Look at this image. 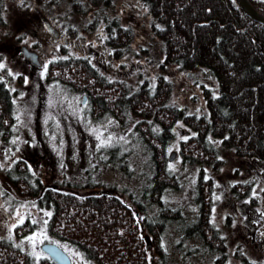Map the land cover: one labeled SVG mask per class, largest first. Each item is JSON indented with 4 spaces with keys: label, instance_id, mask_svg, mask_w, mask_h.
I'll return each instance as SVG.
<instances>
[{
    "label": "trees",
    "instance_id": "trees-1",
    "mask_svg": "<svg viewBox=\"0 0 264 264\" xmlns=\"http://www.w3.org/2000/svg\"><path fill=\"white\" fill-rule=\"evenodd\" d=\"M35 1L48 15L61 20L71 38L84 39L86 33H93L103 25L105 45L113 55L121 58L131 52L135 31L110 14L116 0ZM140 1L147 8L150 31L160 42L163 53L153 81L149 73H140L135 87L125 78L109 79L88 57L74 56L64 46L61 50L64 56L51 62L49 74L91 91L99 106L114 109L120 105L123 124L129 111L141 116L138 127L151 152L154 171L151 202L159 205L154 214L157 216L147 217V225L154 251L159 259H165L160 245L165 225L163 215H176L179 209L165 205L161 195L165 185L177 186L179 180L166 166L169 159L166 146L175 137L179 121L194 132L181 140V146L189 149L190 162L199 165L202 183L211 177L206 174L208 169L218 173L223 167L224 149L240 157L264 161V24L248 16L237 0ZM251 2L264 13V0ZM77 15L83 19L77 20ZM5 24V0H0V26ZM141 50L148 54L151 48ZM173 66L189 74L200 86L204 110L192 112L187 104L179 105L172 100L175 84L167 72ZM201 73L215 78L214 89L200 80ZM12 107L11 95L0 85V114L8 111L11 118ZM156 124L161 126L160 131H155ZM107 152L121 153L120 167L126 171L128 153L120 147ZM61 185L55 188L36 183L18 188L37 209L52 213L47 221L53 236L73 243L94 264H153L138 220V212L147 215L148 205L136 199L132 191L122 188L114 195L82 193V185L67 182ZM119 192L122 194L118 195ZM29 221L17 227L20 235L33 230L34 224ZM207 224L202 222L199 227L206 229L210 221ZM222 244L218 238L219 253L226 252ZM0 264L33 263L28 252L0 237ZM41 264L56 263L45 256Z\"/></svg>",
    "mask_w": 264,
    "mask_h": 264
},
{
    "label": "rangeland",
    "instance_id": "rangeland-1",
    "mask_svg": "<svg viewBox=\"0 0 264 264\" xmlns=\"http://www.w3.org/2000/svg\"><path fill=\"white\" fill-rule=\"evenodd\" d=\"M110 14L117 16L123 25L131 26L135 31L131 52L121 58L113 55L112 50L105 45L103 25L93 33H86L84 39L75 40L66 33L61 20L48 15L35 0H5L6 24L0 26V64H4L5 67L0 69V73L4 76L7 74L12 92L14 123L9 136L0 135V165H3L0 167V173L7 169L10 172L9 177L11 174L16 177V164L25 161L32 181L36 176H40L44 183L63 178L79 183H83L84 178L89 183L99 184L103 180L115 183L117 190L126 188L127 191L134 193L136 199L148 205L147 215L138 212L140 218L154 219L157 216L154 214L159 211V205L151 202L154 171L151 152L146 145L141 127H138L141 125L138 124L141 116L129 111L125 124L112 116L96 119L82 106V92H73L62 83L48 81L47 72H44V65L48 66L51 60L60 57L62 46H65L72 54L88 55L96 66L105 69L111 75L129 80L134 87L140 73H149L153 81L163 61V53L160 42L150 31V15L147 8L140 0H116ZM76 19L83 18L77 15ZM35 43H38V47H34ZM23 46L39 54L42 67L34 68L35 65L32 66V63L27 61L22 54ZM142 47H150L151 50L146 54L141 50ZM167 75L175 84L172 97L175 103L187 104L192 112L205 109L201 88L194 82L193 77L180 72L174 66ZM199 78L208 87L212 89L216 87V80L209 73H201ZM18 116L19 120L16 119ZM154 128L155 131L161 130V126L157 124ZM175 131V137L166 146V153L169 156L166 165L171 172L180 176L181 184L178 188H167L161 198L168 206L182 207L187 215L194 214L198 208L195 187L199 165L184 168L180 153L181 140L194 132L181 121L176 124ZM100 133L102 139L107 140L109 136L111 137L108 146H100V140L97 139ZM216 143L220 145L219 140ZM112 147H120L122 152L128 153L129 172L119 166L118 159L115 163L109 162V157L113 154L101 152L106 151L102 149ZM172 152H175V157L170 159ZM117 157L120 158V155L117 154ZM222 159L225 162L218 173H212L209 169L206 171L207 176L211 175L214 179L217 191L216 208L218 214H222L217 216L220 226L224 225V213L228 210V206H222L226 203L224 193L231 192L233 183L254 182L253 185L258 187L253 189V193L259 190L262 194L261 191L264 189V165L259 166L257 159L240 157L227 149L222 152ZM7 179L11 181V178ZM13 184L0 183V237L9 239L28 252L33 264H41L42 258L46 256L41 246L47 242L62 247L70 255L72 264H94L73 243L53 236L49 232L48 223L47 225L43 223L47 220L48 211H41L33 206L28 198L23 197L18 186ZM17 212L24 217L23 223L29 219V222L34 224L32 231L23 235L17 232V227L23 224L19 223L20 217ZM163 218L165 219V215ZM41 231L45 232L47 239L36 245V251L42 253L41 258L36 260L35 256L31 255L32 245L26 238ZM181 237V223L176 218L167 221L165 219L160 240L165 259H159V255L152 248L149 253L153 264H211L213 257L185 255V249L199 243L194 239L187 240L183 249L179 244ZM261 256L262 253L255 249L252 258L261 259Z\"/></svg>",
    "mask_w": 264,
    "mask_h": 264
},
{
    "label": "flooded vegetation",
    "instance_id": "flooded-vegetation-1",
    "mask_svg": "<svg viewBox=\"0 0 264 264\" xmlns=\"http://www.w3.org/2000/svg\"><path fill=\"white\" fill-rule=\"evenodd\" d=\"M65 47V46H64ZM63 48V46H62ZM22 54L23 47H22ZM70 54H72L70 52ZM74 56H85L89 58L90 63L96 67V69L106 75L109 79L112 80H118L120 81L121 77H117L116 75H111L109 72H107L103 68H99L96 66V64L92 61V59L88 55H75ZM64 54L60 55V57H63ZM59 58V57H58ZM120 58V57H117ZM27 59V58H26ZM55 60V59H53ZM51 60L48 64V71L46 74V78L48 81H55L58 83H62L63 86L67 87L69 90L73 92H82V106L86 108V111L88 110L91 115L96 118H104L107 116H112L116 118L119 122L120 120V105H117L116 107L111 108L110 106H99V103L95 100L96 95L92 94L91 91H88L86 88H77L74 85H71L67 82H64L60 79H56L52 76H50V64L53 61ZM28 62L32 61L30 59L27 60ZM41 62V61H40ZM35 64L32 63V66ZM43 63L40 65H35L34 68L42 67ZM0 85H3V88L11 95L12 98V92L8 85L7 81V74L4 76L0 73ZM110 88V87H109ZM107 89V88H106ZM118 97H114L116 99ZM14 116L9 117L8 111H2L0 114V135L2 137L9 136L11 131V126L13 125ZM191 136V135H190ZM189 137V136H188ZM184 140V139H182ZM110 149V148H109ZM109 149H102L106 151L101 152H107ZM121 150V148H120ZM122 151V150H121ZM124 152V151H123ZM180 153L182 158V163L184 165V168L186 166H192L196 165L190 162V153L189 149H184L182 146L180 147ZM121 156V153H118ZM101 155V153H100ZM109 157V156H108ZM117 159L120 162V159L117 157V154L111 155L109 157V162L112 161L115 163ZM257 158H254V160ZM263 160L257 159L258 165L263 166L264 162ZM120 166V165H119ZM167 166V165H166ZM254 168V167H253ZM16 172L17 176H13L9 170L6 169V171H2L0 173V183L5 184V182L10 183H16L13 184L14 186H18V188L24 187L25 185H31L34 186L36 183L43 184V186H51L58 188L61 185L62 182H67V184H79L82 185V188L80 191L82 193H90V192H97L99 194H110L114 195L116 193V184L115 183H107L106 181H101L99 184L97 183H89L88 180L84 178L83 183H79L77 181H73L71 179H55L51 183H44L40 176H36L34 180H31L29 169L27 167V163L25 161H19L16 164ZM126 172H129L126 169ZM86 173V172H85ZM198 180L195 187V200L197 203V211L194 214H188L182 207H178L179 209L178 214L176 215H169L165 213V219L172 220L173 218H176L181 223V233L182 237L180 239V246L185 249L186 241L188 240H197L198 245L194 247H190L188 249H185V255L188 254L190 256L194 257H201V258H207V257H213V261L211 264H264V189L261 191L262 194H260L259 190L253 195V189L255 187H258L257 185H253L254 182L249 181H242V182H235L231 186V192L225 191L224 198H226V203H223L222 206L225 205L228 206V210L224 213V225L220 226L218 224V208L216 205L215 200V193L217 192L215 189V183L213 176H211L209 179H206L204 183L200 180L201 174L200 170L198 172ZM258 173V172H257ZM216 174V173H215ZM259 174V173H258ZM7 178H11V181H8ZM180 176L177 183V186H166L165 190L167 188H178L180 183ZM152 194V193H151ZM118 195H121L119 192ZM167 205V204H165ZM209 209L207 212L206 209ZM147 217H144V219L140 218L138 215V220L140 222L141 227V233L145 240L146 248L149 249V251L153 248V242H152V233L151 230L148 228V222L146 221ZM174 221V220H173ZM208 221H210V224L206 229H201L199 227V224L204 222L205 225H208ZM218 238L223 243V247L225 248L226 252L219 253V249L217 248V240ZM237 240L235 243L234 241ZM255 249L259 250L260 253H262L261 259H253L252 254L255 253ZM45 253V252H44ZM46 254V253H45ZM48 258H50L52 261L53 259L46 254ZM72 261V259H71ZM54 262V261H53ZM56 263V262H54ZM57 264V263H56Z\"/></svg>",
    "mask_w": 264,
    "mask_h": 264
},
{
    "label": "water",
    "instance_id": "water-1",
    "mask_svg": "<svg viewBox=\"0 0 264 264\" xmlns=\"http://www.w3.org/2000/svg\"><path fill=\"white\" fill-rule=\"evenodd\" d=\"M243 9V11L250 16L253 20L261 22L264 24V13L261 12L255 5L251 2V0H237ZM23 52L25 58L30 59L33 64L40 65L39 54L27 46H23ZM175 157V152H172L170 155V159ZM42 250L48 254L54 262L57 264H72L70 255L58 244L56 243H43L41 246Z\"/></svg>",
    "mask_w": 264,
    "mask_h": 264
},
{
    "label": "snow or ice",
    "instance_id": "snow-or-ice-1",
    "mask_svg": "<svg viewBox=\"0 0 264 264\" xmlns=\"http://www.w3.org/2000/svg\"><path fill=\"white\" fill-rule=\"evenodd\" d=\"M64 59H67V57H64ZM4 67H5L4 64H0V69H4ZM47 67H48L47 65H44V72L45 73L47 72ZM9 74H11V73H9ZM42 75H43V73H42ZM27 82H28L27 78H25V83H27ZM16 119L19 120V116L16 117ZM94 131H98V130L94 129ZM97 139L100 140V146L101 147H106V146L109 145L111 137L109 136L107 138V140L102 139V133H100V134L97 135ZM121 139H123V137H121ZM184 139H187V138H184ZM13 143H15V141H13ZM0 167H3V165H0ZM253 195H255V193H253ZM17 215L20 217L19 223H23L24 217L19 212H17ZM46 215L48 217H51L52 213L51 212H47ZM32 222L36 223V221H32ZM43 223H44V225H47L48 221L44 220ZM262 235H264V233H262ZM44 239H47V236H46L44 231H41L39 233H35V234L30 235V236H28L26 238V240L32 245L33 251L31 253V255H34L36 260H39L41 258V256H42L41 252H37L36 251V245L38 243H43ZM17 246L19 247V245H17ZM253 264H255V262H253Z\"/></svg>",
    "mask_w": 264,
    "mask_h": 264
}]
</instances>
